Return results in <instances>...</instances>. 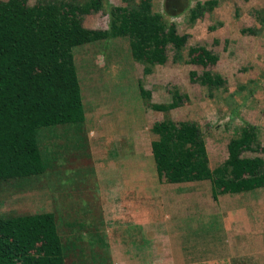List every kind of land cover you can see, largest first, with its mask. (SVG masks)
Segmentation results:
<instances>
[{"label":"rangeland","instance_id":"rangeland-1","mask_svg":"<svg viewBox=\"0 0 264 264\" xmlns=\"http://www.w3.org/2000/svg\"><path fill=\"white\" fill-rule=\"evenodd\" d=\"M108 1L137 6L140 0ZM164 2L154 0L153 13L163 12ZM227 2L216 11L221 13L207 11L194 24L188 21V12L171 18L178 33L187 36L182 59L175 61L176 50L168 44L167 62L153 66L150 73L133 57L128 36L77 47L74 58L84 98V132L73 134L75 125L59 126L48 136L50 132H42V147L48 145L52 152L43 154L44 161L53 165L41 174L0 182V216L53 212L65 242L79 234H104L110 247L101 249L98 264H264V187L215 198L210 180L175 187L160 183L152 153L157 138L153 125L171 117L199 125L212 170L226 162L229 143L244 118L222 108L224 88L191 80L192 72L201 77L210 70L221 71L233 87L249 80L257 85L250 96L257 92L263 109L257 118L259 145L241 156L264 159V58L257 54L262 50L264 54V30L258 35L242 33L261 27L254 14L264 9V0ZM227 5H232V14L234 9L242 10V16L226 14ZM222 19L226 26H221ZM109 20L104 10L84 15V25L90 29H107ZM198 46L219 56L216 65L190 63L189 49ZM251 46H257V52ZM176 89L183 91L180 106L165 112L152 108L150 103L172 102ZM143 90L151 96L143 97ZM251 114L257 112L249 110L246 117ZM138 239L143 240L142 249L135 244L136 250L127 252ZM85 252L86 248L82 254L89 257L88 263L77 255L66 263L93 264Z\"/></svg>","mask_w":264,"mask_h":264},{"label":"trees","instance_id":"trees-1","mask_svg":"<svg viewBox=\"0 0 264 264\" xmlns=\"http://www.w3.org/2000/svg\"><path fill=\"white\" fill-rule=\"evenodd\" d=\"M153 1L140 0L137 6H116L108 0H36L33 5L24 0L0 1V182L22 174H41L53 165L44 161V155L52 152L48 145L42 147V132L52 135L51 131L65 125H75L73 134L84 132V98L74 58L77 47L128 36L133 57L150 73L153 66L167 62L168 44L176 50L175 61L182 59L187 36L180 35L177 23L170 19L188 12V21L194 24L205 12L212 13L219 2L165 0L163 12L153 13ZM100 10L109 15V27H85L84 15ZM256 18L264 28V9L256 11ZM247 30L259 33L261 28ZM189 54L190 63L207 65L219 60L205 47H191ZM196 76L192 72L191 80L206 87L222 89L227 83L223 75L210 70ZM142 95L149 98L151 93L143 90ZM181 98L176 89L169 104L150 105L165 112L180 106ZM151 130L157 135L152 153L160 183L175 187L210 180L215 198L220 193L264 187V159L241 156L259 145V126L244 121L229 143L228 159L214 170L197 123L167 117ZM58 230L53 212L0 216V264H67L72 255L88 263L89 257L82 254L85 248L93 264H98L103 258L101 249L110 247L104 234H79L65 242ZM131 244L127 252L135 251V244L141 249L144 245L139 239Z\"/></svg>","mask_w":264,"mask_h":264},{"label":"crops","instance_id":"crops-1","mask_svg":"<svg viewBox=\"0 0 264 264\" xmlns=\"http://www.w3.org/2000/svg\"><path fill=\"white\" fill-rule=\"evenodd\" d=\"M231 2H232V0H230ZM221 3H228L227 2V0H219V2L217 3V5H216V7L214 8V10L212 11V13L214 14V13H221V12H216V11H218L219 9H221L220 8V5H221ZM232 5H227L226 6V8L225 7H222V8H225L226 10H228V11H226V14L228 13V14H231L232 16H234L233 18H236L237 16H242V10H241V12H237V10L235 11V9H234V14H232V8L233 7H231ZM221 11H222V9H221ZM254 15H256V14H254ZM202 18V17H201ZM221 20V19H220ZM223 20V22L222 21H220L221 22V26H226V21L224 20V19H222ZM229 24V23H228ZM261 31L262 30H264V28H262V25H261ZM260 31V32H261ZM259 32V33H260ZM243 34H246V33H248V35L249 34H251V35H258L259 33H255V32H251V31H249V30H246V29H243V32H242ZM237 38H238V36H237ZM252 50H254V52H257L256 51V49H257V46H254V47H250ZM258 50V49H257ZM263 51V50H262ZM260 52V53H258L257 52V54L258 55H260V56H262L263 58H264V54H263V52ZM219 61V60H218ZM217 61V62H218ZM257 61V60H256ZM257 63L258 64H261L260 63V61H257ZM215 65H216V63H215ZM221 72V71H220ZM220 72H217V73H220ZM221 74V73H220ZM222 75V74H221ZM224 77V76H223ZM225 78V77H224ZM226 79V78H225ZM227 81V80H226ZM238 82H243V81H238ZM257 83H259V81H256ZM253 82L251 81V80H249V81H246V82H244V83H240V85H239V87H233L232 86V84L231 83H228V81H227V83H226V85H225V87H223L224 88V93H226L225 95H223V97H222V100H223V105H224V107H222V108H225L227 111H228V113H230L231 114V116L233 115V117H235V118H237V116L239 115L240 117H241V119H243V121H242V123H241V125L240 126H238V128H239V130L241 129V127L243 126V123H244V121H248V122H250V123H252V124H255V125H257L258 126V124H257V120L261 117V115H262V112H263V109H261L260 108V99L258 98V97H256L255 96V94L257 93V92H255V94L253 95V96H250L251 95V91L253 90V91H255L254 89L256 88L257 89V85H253L252 84ZM181 93L183 92V91H180ZM247 96H249V98L246 100V98H247ZM237 110V115H235V114H233L234 112H233V110H235V109ZM235 110V111H236ZM249 110H253V112H257V115H254V116H252V114H251V117L249 118V117H246V115L248 114V111ZM230 111V112H229ZM244 112V113H243ZM247 112V113H246ZM235 115V116H234ZM238 116V117H239ZM243 117V118H242ZM258 118V119H257ZM238 119V118H237ZM256 122H255V121ZM156 135V134H155ZM169 242V241H168ZM169 245L167 244L166 245V247H168Z\"/></svg>","mask_w":264,"mask_h":264}]
</instances>
